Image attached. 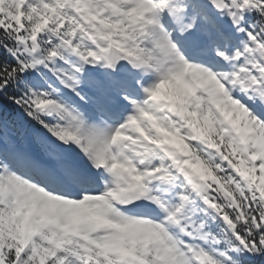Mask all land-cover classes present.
<instances>
[{"label": "snow or ice", "instance_id": "snow-or-ice-1", "mask_svg": "<svg viewBox=\"0 0 264 264\" xmlns=\"http://www.w3.org/2000/svg\"><path fill=\"white\" fill-rule=\"evenodd\" d=\"M0 264H264V0H0Z\"/></svg>", "mask_w": 264, "mask_h": 264}]
</instances>
